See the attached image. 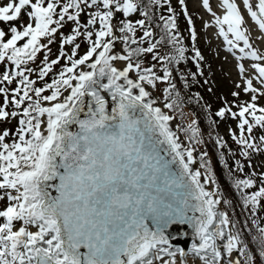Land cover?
<instances>
[{"label":"snow or ice","instance_id":"snow-or-ice-1","mask_svg":"<svg viewBox=\"0 0 264 264\" xmlns=\"http://www.w3.org/2000/svg\"><path fill=\"white\" fill-rule=\"evenodd\" d=\"M243 2L264 31V0L257 10L250 0ZM203 5L212 11L209 0ZM222 6L227 14L217 23L227 24L235 41H243L240 59L256 63L255 76H245L243 88L252 93L250 102L235 104L238 111L226 102L216 115L238 118L239 135L233 132V139L250 160L253 152L264 154L253 134L264 130V106L257 103L264 98V54L249 42L235 0H222ZM161 7L162 0H0V65L14 66L0 72V124L5 125L0 127V264H177V252L186 253L170 250L166 230L189 224L198 238L191 251L203 264H242L234 252L244 264H264L259 225L254 249L229 231L223 254L218 241L226 237L228 214L217 210L221 201L205 189L201 171L191 167L194 149L183 147L170 129L173 117L154 106L151 90L168 83L164 91L170 95L176 85L169 65L186 59L184 47H176V55L158 50L180 43L173 9L165 17L154 10ZM228 32L221 27L227 43L238 46ZM57 38L59 55L50 62L44 56L38 73L44 83L38 85L30 78L36 69L29 62L42 49L50 52ZM118 43L123 54L115 51ZM195 58L203 60L199 50ZM63 60L67 64L48 82ZM245 71L241 64V74ZM232 96L239 98L240 92ZM13 119L15 129L6 126ZM188 130L192 137L198 134L193 125ZM259 140L264 144V135ZM161 145L170 159L161 155ZM208 179L215 182L211 175ZM235 183L237 189H254L244 195L245 205L264 210V172Z\"/></svg>","mask_w":264,"mask_h":264},{"label":"rangeland","instance_id":"rangeland-1","mask_svg":"<svg viewBox=\"0 0 264 264\" xmlns=\"http://www.w3.org/2000/svg\"><path fill=\"white\" fill-rule=\"evenodd\" d=\"M165 2V0H162V4L165 5ZM174 2L175 6L186 7L189 11H191V13L194 14V22L192 23V27L189 28H193L192 30H195L199 36V40L202 44L203 57L208 62L207 75L210 77V79H212L211 85L213 86V92H211L209 98L205 96L204 98L202 96H197L199 97L200 102H196L193 101L190 96L191 92L188 91L186 98L190 100L187 103V101L182 97V92L184 90H182V87L179 84L177 85L175 83L176 87L171 90V94L167 97L164 90L169 87L168 83H158V87L154 89V91L156 94H158L161 101H164L165 103H173V107L171 109H167L175 117L180 130L185 135H187L189 139L187 143L191 149H194L193 153L196 159H198L199 165L201 166L204 164V166H201V168L205 171L206 176L208 177L211 175L214 177V180L217 181L216 184L215 182H210L212 187L219 195L222 207L228 214L233 232H235V226L231 218H233L235 221L236 227L242 229L243 226L248 227L243 222L246 220V215L248 213L251 214V212L255 214L254 220L257 221L258 224H262V226L259 225V227H264V210L253 212L251 210V205H245L244 203V195H250L254 189H244L242 186L241 188L237 189L235 183L238 179H247L253 172H256L257 174L264 172V154L253 152L250 160L248 157L243 156V147L236 143L232 135L233 132H235L237 136L239 135V129L237 127L239 122L238 118L233 119L227 114V117L224 118L215 115L216 120L215 122H212L213 127L214 124L217 125L218 129L220 130V137L225 138H217V142L219 144L217 147L218 149L227 151L230 154L226 155L227 157L225 161L219 163L214 161L210 151V148H215V145L212 143L213 139L211 138L210 134L207 132L205 133V131L199 125L200 123H198L196 114L194 112L195 110H200L203 113L201 118L203 120H208L209 117L205 116L207 108L202 102L203 99L204 101L207 100L210 102L215 100L218 95L220 96L222 93L226 94L227 99L231 102V97H233L232 93L240 92L239 98L233 97L235 99L234 104H238L242 101L250 102L252 93L243 92V88L245 87V76H255V72L251 68V65L256 63V61H253L250 57L240 59V57L244 56V53H241L239 50L241 47H244L243 41H235V36L231 32H228L227 24L220 25L217 23V17H219L220 20H223V17L227 14L226 9L222 6V0H209V4L212 8L211 12H209L208 9L204 7L203 0H184L183 5L179 2V0H175ZM250 2L253 4L254 10H257L256 6L258 5L259 0H250ZM235 3L238 5L241 14L244 16L245 23L242 28L247 29L246 34L249 36V42L252 44L253 49L258 50V53L264 54V31H261L256 22L252 20L243 0H235ZM221 27H223L225 32H228V38L232 39L238 46L231 47L227 43L224 36L220 34ZM61 31L65 35L70 34V32H65L64 30ZM47 39L48 38L46 37H42L41 43H46ZM49 47L51 48L50 52L47 48L42 49L41 52L37 54L36 61L29 62V66L36 69L30 78L37 79L38 85L44 83V81H40L38 79L39 68L44 66V56L47 55L50 62L52 59L57 58L59 54L61 48L59 38H57L53 44L49 45ZM70 47L71 46H67L65 51H67V48ZM121 47L123 48V45H121ZM230 47L231 50H229ZM158 50L161 55H168L169 53V48L166 45L161 46ZM83 51L84 49L81 50V53H83ZM246 51H250V49H246ZM63 62H65V60ZM241 64H243L246 69L244 74H241L240 72ZM1 67L2 66L0 65V69ZM161 67V65H158L157 70L159 71ZM54 68H56V66H54ZM45 79L48 81L47 77ZM237 85H240V87H237ZM254 86H260L259 82L255 79ZM2 103L3 97L0 96V105H2ZM257 103L258 106H264V98L258 100ZM233 111H238V109L233 106ZM194 121L195 124H193ZM212 123L209 121L204 122L210 133L212 132L210 131ZM189 125H193V127L198 129V134L195 137H192L191 131L188 130ZM2 126L5 125L0 124V127ZM6 126L15 129L18 127L17 120L13 119L10 124ZM253 134L257 137L256 143L261 145V147H264V144H261L259 140V136L264 135V130L258 128L254 129ZM197 140L200 142L196 143ZM201 157H203V160ZM237 161H239V163L244 166L243 171L239 169ZM209 168L211 169V172H209ZM253 178L255 179L256 177ZM235 190L243 197L240 198ZM221 195L225 196L226 199L229 200L231 205V209L229 211L222 203ZM253 231H257V228H254ZM244 240L249 244V240L251 241V238L249 237V240L245 238ZM238 258L241 260L242 264H244L245 258L244 260L240 256Z\"/></svg>","mask_w":264,"mask_h":264},{"label":"trees","instance_id":"trees-1","mask_svg":"<svg viewBox=\"0 0 264 264\" xmlns=\"http://www.w3.org/2000/svg\"><path fill=\"white\" fill-rule=\"evenodd\" d=\"M174 1L175 0H170V3H169V0H166L167 3L165 5L162 4L163 7L154 9L157 12V15L162 13L165 17H167L173 14L168 11V8L171 7V9H173V12L177 18V29L175 30V33L180 37V43L176 46L165 44L169 48L168 55H176L177 54L175 51L176 47H184L186 49V52H185L186 59L185 60L181 61L179 64H176L173 61V63L169 65L173 73L171 83H174V84L176 83L177 85L179 84L182 87V90H184L182 92V97L187 101V103L190 100L186 98L188 91L191 92L190 96L193 99V101L200 102L199 97L202 96L204 98L205 96L209 98L211 95V92H213V86L211 85L212 79H210V77L207 75L208 62L206 61L204 57H203V60H198L197 58H195L196 50H199L202 56H203V51H202V44L199 40V36L197 35L196 31H195L196 39L195 41H193L192 40V31H193L192 29L193 28L192 29L189 28L190 27L189 18L193 22L194 14L191 13V11H189L186 7L175 6ZM157 23L162 24L163 22L157 21ZM155 32L157 34L156 38L158 39L159 35L161 34L160 29L156 28ZM22 43L24 42L23 41L19 42L18 46L22 45ZM202 102L207 108L205 116L209 117L208 120H203L201 118L203 113L200 110H195L194 112L196 114L198 123H200L199 125L202 127L205 133L207 132L208 134H210L211 138L213 139V141L211 139L210 140L215 145V148L213 149L210 148V151L212 153L213 160L219 163V162L225 161L227 157L226 155L230 153L222 149H218L217 146L219 144L217 142V138L220 137V130L215 124L213 127L212 122H215L216 120L215 115L218 112V110L225 107L226 102L229 103V100L227 99L226 94L222 93L220 94V96L218 95V97L215 100L208 102L207 100L204 101L203 99ZM206 121H209L210 123H212L211 128H210V131H212L211 133L206 128V125L204 124V122ZM221 139H225V138H221ZM214 181L216 184L217 181L216 180ZM236 193L240 198L243 197L237 191ZM221 199H222L224 206L229 211L231 209L229 200H227L226 197L223 195H221ZM254 216L255 214L252 212L251 214L248 213L246 215V220L243 223L247 225L248 227L243 226L242 228L243 231L242 229H239L238 227H236L235 221L233 220V218H231L235 226L234 229H235L236 235H239L241 241H243L244 243H246L244 239L246 238L247 240H249V237H250L251 241L249 240V244H250V248H253V249H254V245L252 242V238L253 236L257 235V231H253V229L257 228V225L262 226V224L260 223L259 224L253 223V221H255ZM240 257L243 258L244 260L243 256H240Z\"/></svg>","mask_w":264,"mask_h":264},{"label":"water","instance_id":"water-1","mask_svg":"<svg viewBox=\"0 0 264 264\" xmlns=\"http://www.w3.org/2000/svg\"><path fill=\"white\" fill-rule=\"evenodd\" d=\"M151 91L153 93V97L156 100V104L154 106L160 107L166 114L172 116L171 113L169 112V110L167 108H165L163 104H161L156 93L153 90H151ZM169 127L180 138V142H182V146L191 149L189 147V145L186 143V141L182 135V132H181L179 126L177 125V123L175 122L174 118L169 122ZM160 147L162 149H164V151L161 152V155H164L166 158L170 159V157L167 156V151H166L167 146L161 145ZM193 157H194L195 163L192 164L191 167L193 168V170L201 171V173H202L201 182L204 184L205 189L208 191H212V192L216 193V191L214 190V188L212 187V185L210 183V180L206 176L204 170L200 167L194 153H193ZM176 168H178V165L175 166L173 170L175 171ZM54 194H56V193H54ZM214 198L220 200L217 193H216V196ZM217 210L220 212H225L221 203L219 205H217ZM217 223H218V221H217ZM224 230L226 233L225 239L223 241H218V244L221 246L222 250H223V245H225L227 243V233L230 231L234 235L231 224L224 226ZM166 235L169 236L170 242L172 244V247L170 249L171 251H176L177 249H183L184 252L186 253V255L181 256L180 253L177 252L176 262H180V264H203V261H201L198 257H196L191 251L192 243H194V242L198 243V238L195 236L194 229L192 228V226L190 224L185 225V226H175L174 225V226H172L166 230ZM82 251H86V249H82ZM223 254L225 256H227L226 250H223ZM234 258H236L235 254H234ZM165 259H170V258L165 257ZM157 264H159V262H157ZM224 264H227V260H225Z\"/></svg>","mask_w":264,"mask_h":264},{"label":"bare ground","instance_id":"bare-ground-1","mask_svg":"<svg viewBox=\"0 0 264 264\" xmlns=\"http://www.w3.org/2000/svg\"><path fill=\"white\" fill-rule=\"evenodd\" d=\"M116 52L120 53V54H123V51L122 49H120L117 45V48L115 49ZM177 264H180V262H177Z\"/></svg>","mask_w":264,"mask_h":264}]
</instances>
